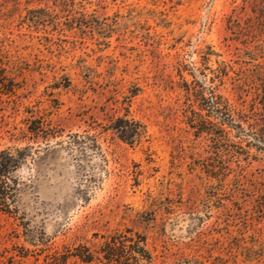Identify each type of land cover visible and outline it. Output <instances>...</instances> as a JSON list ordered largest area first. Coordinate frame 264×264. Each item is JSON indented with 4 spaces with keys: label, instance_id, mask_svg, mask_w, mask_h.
<instances>
[{
    "label": "rangeland",
    "instance_id": "rangeland-1",
    "mask_svg": "<svg viewBox=\"0 0 264 264\" xmlns=\"http://www.w3.org/2000/svg\"><path fill=\"white\" fill-rule=\"evenodd\" d=\"M263 118L264 0H0V264H264Z\"/></svg>",
    "mask_w": 264,
    "mask_h": 264
},
{
    "label": "trees",
    "instance_id": "trees-1",
    "mask_svg": "<svg viewBox=\"0 0 264 264\" xmlns=\"http://www.w3.org/2000/svg\"><path fill=\"white\" fill-rule=\"evenodd\" d=\"M219 69L215 73H223L224 78H227L228 73H231L229 66L226 65L225 62L221 63ZM210 94L213 95V98L214 93L211 92ZM202 99L203 102L206 100L203 96ZM217 101H219V103L206 100L209 107V110L207 111H211L214 114L215 118L219 121V125L221 127H227L231 128L232 130L244 132L242 123L235 120L232 108L229 105L227 99L219 97ZM200 118H202L201 115ZM208 118L211 119L212 117L209 116ZM116 123L119 125L114 127V130L119 132L120 139L128 144H133V140H135L137 137L143 138L146 134L145 127L141 123L135 122L134 120L119 118L116 120ZM221 132L225 133L226 131L223 130ZM255 134H260V136L264 139V124L260 126V133L256 132ZM27 150L28 148L18 153L17 157H14L10 153V150L4 151L0 154V210L2 211H8L10 208L9 196L10 192L13 190V187L11 186L13 181L9 178V176L13 171H16L19 168V161L21 160L22 152H26ZM140 252L145 253L144 249L143 251L141 249Z\"/></svg>",
    "mask_w": 264,
    "mask_h": 264
}]
</instances>
